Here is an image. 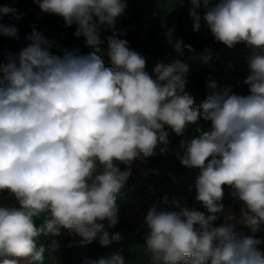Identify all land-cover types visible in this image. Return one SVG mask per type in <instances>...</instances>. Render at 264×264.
Listing matches in <instances>:
<instances>
[{"label":"clouds","instance_id":"1","mask_svg":"<svg viewBox=\"0 0 264 264\" xmlns=\"http://www.w3.org/2000/svg\"><path fill=\"white\" fill-rule=\"evenodd\" d=\"M34 2L42 12L62 17L66 27L76 25L75 36H83L92 51L54 55L53 42L33 29L27 46L0 63V192L17 204L0 206V264L29 257L44 264L45 248L37 240L62 228L80 236L81 246L96 239L101 246L120 241L121 234L110 235L102 223L118 222L117 194L131 174L117 162L130 166L156 155L160 145L161 154L169 152L165 126L183 136L189 125H197L199 134L181 139L183 154L177 156L182 165L200 170L196 200L205 211L150 208L144 217L149 264H264V240L238 237L235 212L213 226L224 212V186L242 202L241 223L254 233L264 225V0H189L195 32L203 20L216 41L229 48L243 42L261 53L249 57L243 81L249 94L209 79L210 94L200 108L185 90L186 63L157 64L153 78L145 57L120 38L125 33L115 25L126 0ZM183 3L167 0L166 11ZM8 14L23 15L0 7V18ZM106 30L112 34L105 53ZM0 35L18 39V29L0 23ZM165 36L177 52L193 50L175 39V29ZM201 119L210 121L207 130L198 126ZM84 264L125 260L117 253Z\"/></svg>","mask_w":264,"mask_h":264},{"label":"crops","instance_id":"2","mask_svg":"<svg viewBox=\"0 0 264 264\" xmlns=\"http://www.w3.org/2000/svg\"><path fill=\"white\" fill-rule=\"evenodd\" d=\"M7 1H8V4H6L5 0H0V7L9 6L16 10L17 15L23 14L22 18L16 19L14 23V26L18 29V36L22 35L23 40H18L17 38L13 39V38L0 35V63L6 62L8 53H12L13 55H15L23 47L27 46V44L29 43V41L27 40V36L31 34L33 29H35L38 32H41L49 41L53 42V47L51 48V52L54 55L62 56L65 51H73L79 55H87L90 51H92L91 49L82 50L80 48L79 43L81 40L84 39L83 36L76 37L75 34L71 35V39H72L71 42L68 41V37L70 36V33H67V37L65 39L60 38L58 36V32L63 29H58V28L56 29L55 26H51V23H52L51 19H48V17L45 15L46 13L41 11L37 3H34V4L22 3L24 4V6H22L24 8V11L19 12L20 8L18 10L17 8L20 6L16 5L15 2L13 1H10V0H7ZM147 1L154 2L156 0H146V2ZM163 5H165V0H157V4H149L148 9L150 12L146 10V8L144 7L145 5H143L141 9L144 11L146 10L145 12L150 14V17L147 23V28H149L150 26L154 35H157L158 33H162L165 35L168 29H173L171 26L174 24V21H175L174 15L176 14V12L174 10L171 12H166V9L163 10ZM183 5L187 7L185 2L183 3ZM177 9L181 11L182 6L177 5L176 10ZM0 19H1V23L5 25L3 16ZM46 20H49V22ZM177 20H178V26H179L178 27L179 28L178 40H182L183 43L186 44L180 33V28L184 27V26L182 27L181 14L177 15ZM117 21L123 24L122 17H119ZM44 25H50V28L48 29V31L46 30L47 32L43 31L45 29ZM123 25L130 26L127 24H123ZM183 29L186 30L185 28ZM208 30L209 29L206 26H204V29L201 32V36L203 37L200 40L196 38L195 34L192 31L190 30H186V31L191 32L193 36L195 37V39L198 42H200L209 35L210 30L209 31ZM207 31L209 33H207ZM102 35L107 36V35H111V33L107 31H102L101 37ZM147 40L143 39L145 51L150 52V50L146 49V46H150V44H153V49L157 48L158 46H163L162 44L154 43V41L152 40L149 43H147ZM164 41L167 42V39L166 40L159 39V42H164ZM75 45L77 47V50L75 48ZM165 45L171 46L168 42ZM217 46H221L222 50L220 51V53L218 54L215 53V54L218 56H223V57H231L233 55L232 53L233 50L238 47V45L236 44L234 47H232L234 49L230 50V52H225L224 55H221V53L224 52L226 49H229V47H227L223 43H219L213 47H204L203 49H206V48L213 49ZM58 47H60V49H58L57 51H53L57 49ZM129 47L130 49L136 51V48H133L131 46ZM200 49L202 48H199V49L194 48L192 51L190 50L187 51L185 48H182V50L178 52L179 59L183 60L182 51L183 50L187 51L186 58L189 59V63H190L189 72L192 71L194 76L196 75L195 79H193L191 82H193L195 85L197 83L198 85L201 86V89H200L201 91L198 90L192 95V96L200 95L198 97V102H204L207 96L210 94V89L207 87V81L209 79L217 82L218 86L220 87H224L226 81L228 80H234L239 83L242 82V81H237L233 78H229L226 75V73L219 72L218 69L216 72L208 70L207 68L199 70L200 67L197 65H194L191 61H193L194 59V56L192 53ZM159 53H162V54L157 55L156 59L152 62L153 65H156L159 62H161L162 58L166 56L168 53H171V54L176 53V50L173 47H166L162 49L161 51H159ZM254 54L255 52H253V54L251 55H254ZM151 56L152 55L150 54V56L147 59H150ZM104 61L106 65L110 64L109 58L107 56L104 59ZM247 70L249 74V69ZM185 90L188 91L190 94L194 92V91H190L191 90L190 88H186ZM196 108H200V105L197 106ZM198 126L200 128L207 130V128L210 127V121H204L201 119L200 121H198ZM165 131L168 132L169 144L167 145V147L170 149V151L165 154H161L159 151V147H163L164 145H160L159 147H157L156 155L151 156L150 158L151 170L147 172L146 179H147V182L151 184L156 190L166 192L168 196L173 198L175 201H173L172 199V201H169L166 203L155 202L154 205L153 204L149 205L148 208H142L141 206L136 205L135 200H134L135 194H133L132 190L128 188V185L131 183V178L129 177L125 185L122 187L121 191L118 193V194L123 195L122 205H117L118 213L122 212L124 209H131L133 212H136L140 215L141 217L140 220H143L148 210L152 208L153 206H155L158 211H175L176 202L179 204L190 206L189 210L195 208L196 210H199V211H205V209L203 208L200 202L198 206L191 207L192 201L197 195V190L194 193L187 189V185L194 180L195 176L200 173V170L197 168H189V167L182 165L180 162V159L177 156L178 151L181 153V155L183 154V150L179 148V143L181 139L189 140L193 136H196L199 134V132L197 131V125H189L185 129L183 136H177L168 126H165ZM118 167L120 168L121 171L128 170V166L120 162L118 163ZM97 171L98 172L102 171V168L98 166ZM156 172H158L159 175H157ZM168 174H171L172 176H174L177 179V183H174ZM223 191H224V196H223L222 203L224 205V212L219 214L220 219L213 222V226H220V224L224 223V215L226 213L235 212L237 214V219L234 222L235 224L234 232L238 237L242 238L245 236H254L256 238L264 240V225H261L260 229L256 231L255 233L251 230L250 227L248 230L243 229L244 228L243 226L245 225L241 223L239 219V213L241 210L242 202L239 201L237 198L232 197L231 195L232 189L229 186H224ZM6 193L8 192L7 191L0 192V206H17L15 199L10 194L6 195ZM42 222H43V216L38 217L36 219L37 225L41 224ZM133 224L134 223L127 224L123 229L120 230V232L124 229H127L128 230L127 235H126L127 237L126 239L128 240L127 244L131 245L133 248H140V249L145 250L144 237L147 233V228L141 231H134L131 235H129L128 234L129 229H132ZM62 230L66 232H60L59 235H55V236L53 235L43 236L42 235L41 237L38 238L37 243L42 244L44 242L45 245H47V248L45 251L47 257H49L47 252L50 247L53 248V245H55L56 247V246H60V244L62 246V244L65 245L68 243L64 247V256L62 258L61 264H67L68 259H71V264H77V260H78L77 254L74 253L71 245L69 246V242L73 239V236L76 234L70 233L69 230L67 229L62 228ZM67 231H68V234H66ZM115 233L116 232H110L109 234L111 235ZM55 239L58 240L59 242L58 241L54 242ZM97 240H94L92 243H90V248H86V245L83 246L85 250H87L86 252L87 255H89V252H93L94 242ZM260 249L264 251V244L260 245ZM117 253H119L120 255L122 253V248L119 243L114 244L113 254H117ZM146 257L148 258L149 254H147ZM29 258H25V259H29ZM27 263H30L29 260H27ZM49 264H54V263H49Z\"/></svg>","mask_w":264,"mask_h":264},{"label":"rangeland","instance_id":"3","mask_svg":"<svg viewBox=\"0 0 264 264\" xmlns=\"http://www.w3.org/2000/svg\"><path fill=\"white\" fill-rule=\"evenodd\" d=\"M6 1V4H8V1ZM167 0H165V5H166ZM186 6H182L181 11L179 9L176 10V7L174 8V11L176 12L175 16V21L174 24L171 26L173 29H175V39L178 40V33H179V26H178V20H177V15L181 14V21H182V27L185 28L186 30H190L192 31L196 38L198 40L202 39L203 36H201V32L204 29V22L203 20L201 21V29L199 32H195L193 30V20L191 19L190 15H189V8H190V3L189 0H184ZM127 3V8L125 9L124 14L121 16L122 17V23L123 24H127L130 25L132 27V29L137 30L139 28V23L137 20V17L140 11H144L141 10L143 5H145L144 7L146 8L147 11H149L148 6L149 4H157V0L156 1H152V2H146V0H126ZM16 5L20 6L17 8V10L20 8L19 12H23L24 8L22 6H24V4L20 3V2H15ZM163 5V10L166 9V6ZM145 10V11H146ZM201 15H203V9H199L198 10ZM150 12V11H149ZM167 12V11H166ZM149 14V13H148ZM48 19H51V26H55L56 29H63L66 33H70V36L68 37V41L71 42V35H74L75 31H76V25H72L71 27H66L65 26V22L63 20L62 17L56 15V14H50V13H46L45 14ZM150 15V14H149ZM49 22V20H46ZM0 23H1V19H0ZM148 23V20H147ZM50 24V23H49ZM45 29L43 30L44 32H47L48 29L50 28V25H44ZM47 30V31H46ZM209 31V30H208ZM207 31V33H209ZM146 33V38L145 40H147V43H149L151 40L154 41V43L157 44H162L163 46H158L157 48L153 49V44H150V46H146V49L150 50L149 54H151L152 56L150 57V59H146V71L149 73V69L150 66L153 65L152 62L156 59L158 54H162L159 53V51H161L162 49L166 48V47H172V46H167L165 45L167 42H159L160 40H166V37L164 34L162 33H158L157 35H154L151 27L149 26V28H146L145 30ZM154 36V37H152ZM146 43V42H145ZM238 47L235 48L233 50V55L231 57H223V56H218L215 53H220V51L222 50L221 46H217L213 49H200L198 51H194L192 54L194 56L193 61H191L194 65L199 66V70L202 69H206L207 66H209L210 68L215 67L216 69L219 70V72H224L226 73V75L229 78H233L237 81H243L245 80V78L247 77L248 74V62H249V57L252 56L251 54H253V52H255V54H261L259 50L257 49H253L252 47L246 45L245 43H238L237 44ZM75 48L77 50V47L75 45ZM102 48L104 50V52L106 53L107 51V45L103 44ZM58 49H60V47H58L57 49L53 50V51H57ZM159 50V51H158ZM186 53L187 51L183 50L182 51V56H183V60L177 59L176 61H180L182 63H186L188 66L190 65L189 63V59L186 58ZM174 53H168L166 56H164L162 58H170L173 56ZM106 54L103 55V59L106 58ZM205 57H207V62H205ZM174 61V62H176ZM173 62V63H174ZM196 75L194 76L193 72H188L187 75V85L186 88H190V91H194L192 92L191 95H193L196 91L201 89V86L198 85L196 83V85L191 82L193 79H195ZM201 91V90H200ZM249 94V93H248ZM202 111V109H201ZM122 196L121 194H117V198H116V203L117 205H122ZM155 201L152 200L150 205H154ZM136 204V203H135ZM138 205V204H136ZM127 229L122 230L121 232L119 231V233H121L122 239L120 241H113L110 245L108 246H101V244L99 243V240L94 242V246H93V252H89V255L86 254L87 250H85V248L83 246L80 245V240L82 239L80 236L78 235H74L73 239L69 242V246L71 245L74 253L77 254L78 260H77V264H84L86 259H90V260H97V258L95 257L94 254H97L100 256V258H105V257H110L111 255H113L114 252V244L115 243H119L121 248H122V253L121 255L124 257L125 260V264H149V260H150V254L147 253L146 249H140V248H133L131 245L127 244ZM129 231H132V233L134 232L133 229H129ZM60 232H66L64 230L61 229ZM68 234V231L67 233ZM58 240L55 239L54 242H57ZM59 242V241H58ZM68 244V243H67ZM63 245L61 246H56L53 248H49L47 254L49 257L46 256V252L44 254V264H49V263H54V264H61L62 258L64 256V247L67 245ZM42 245L45 248H47V245H45V243L43 242ZM95 252V253H94ZM147 254H149V259L146 257ZM27 260H29L30 263H27ZM23 261V262H21ZM20 264H35V262H33L31 260V258L29 259H21Z\"/></svg>","mask_w":264,"mask_h":264},{"label":"trees","instance_id":"4","mask_svg":"<svg viewBox=\"0 0 264 264\" xmlns=\"http://www.w3.org/2000/svg\"><path fill=\"white\" fill-rule=\"evenodd\" d=\"M10 1H13V2L18 1V2H21L24 4H34L35 3L34 0H10ZM3 19L5 22V25H14L15 20H16L15 16H13L12 14L3 15ZM115 27H116L117 31H121V32L125 33V35L121 36L120 38L126 39L128 41L129 46L136 48V49H143L144 50V41L140 37L139 28L137 30H133L131 26H125L118 21H116ZM106 31L111 33L110 30H106ZM180 33H181V36H182L183 40L185 41L186 45H191L192 49H194V48L199 49V48H204V47H213V46L221 43V42L215 40V38L211 34V32L209 33V35L206 38H204L200 42H198L195 39V37L193 36V34L191 32H188V31L184 30L183 28H180ZM107 36H109V35H107ZM107 36L102 35V37H101V39L104 40L105 45H107V40H106ZM13 39H15V38H13ZM79 46L82 50L90 49L86 46L85 38L80 41ZM185 49L187 51H189L187 48H185ZM232 49H234V48L226 49L224 52L221 53V55H224L225 52H230V50H232ZM177 59H179V54L176 51V53H174L172 57L165 58L164 60H162L158 64L171 65ZM156 65L151 66L149 69V74L153 78H155V75H156L154 72V68ZM225 86H231L233 92L236 94H239V95H247L249 93V88L247 85H245L243 83V81L239 83V82H236L234 80H228V81H226ZM199 96L200 95L193 96L194 100H195L194 107H197L203 103V102H198ZM132 192H133V194H135V191L132 190ZM149 205H150V203H147V201H143L140 204H138V206H141L142 208H148ZM140 219H141V217L138 213L133 212L131 209H124L122 212L118 213V222L116 223V225L113 227L105 228V230L108 231L109 233L110 232H116L117 233L121 229H123L127 224L135 223L136 221H139ZM243 227H244L243 229H245V230L249 229L248 226H243ZM67 264H71V259H68Z\"/></svg>","mask_w":264,"mask_h":264},{"label":"built area","instance_id":"5","mask_svg":"<svg viewBox=\"0 0 264 264\" xmlns=\"http://www.w3.org/2000/svg\"><path fill=\"white\" fill-rule=\"evenodd\" d=\"M149 17L150 15L145 11H140L137 17V20L139 23L140 37L142 40L146 38L145 30L147 28V20L149 19ZM58 36L64 39L66 38L67 34L65 31L60 30L58 33ZM18 40H23V36L22 35L18 36ZM136 51L139 52L145 58H148L150 56V54L143 49H136ZM206 68L213 72L217 71V69L214 67L210 68L209 66H207ZM150 158L151 157H148L146 159L137 158L131 163L130 166L127 165L128 168L130 167V170H131V174L129 176L131 178V183L128 185V188L130 190L135 191V196H134L135 203L140 204L143 201H147V203H151L152 200H154L155 202H163V203L172 201L173 198L169 197L166 192L156 190L151 184L147 182V179H146L147 172L151 170ZM118 163L119 162H117V164ZM156 174L159 175L158 172H156ZM168 175L173 180L174 183H177V179L174 176H172L171 174H168ZM198 175L199 174H197L194 180L187 185V189L194 193L196 192L195 182H196ZM6 195H9V193H6ZM173 201L175 200L173 199ZM198 205H199V202L196 200V197H195L192 201L191 207H196ZM182 208L190 209V206H186V205L179 204L176 202L175 211L178 212ZM102 223H104L105 228H109L107 221H102ZM132 229L133 231H141L143 229H146V225L144 224V219L136 221L133 224ZM128 234L131 235L132 231H129ZM86 248H90V244H87ZM94 255L97 258V260L100 259L98 255L96 254Z\"/></svg>","mask_w":264,"mask_h":264}]
</instances>
